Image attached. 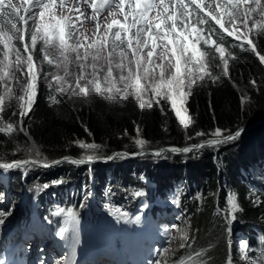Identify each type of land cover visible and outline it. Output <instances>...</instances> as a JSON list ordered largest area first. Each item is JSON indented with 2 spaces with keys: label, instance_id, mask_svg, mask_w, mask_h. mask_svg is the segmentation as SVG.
<instances>
[{
  "label": "trees",
  "instance_id": "trees-1",
  "mask_svg": "<svg viewBox=\"0 0 264 264\" xmlns=\"http://www.w3.org/2000/svg\"><path fill=\"white\" fill-rule=\"evenodd\" d=\"M7 11L8 15L13 14L10 10ZM205 20L206 23L200 25L203 29L202 35L205 38L211 37L216 44H205L203 40L200 42V47L207 56V69L210 75L199 82L200 86H194L192 94L186 99L188 115L194 121L187 129L181 128L173 110L166 102L160 105L154 104L151 109L141 110L138 103L131 97L127 101L110 104L93 95L88 103L83 101L73 103L66 96L55 93V84L53 90L46 87L51 80V75L47 79L39 80L38 95L32 109L23 117V126L31 137L30 142L37 145L43 153L42 159L46 158L50 164L51 161L62 160L65 156L78 159L82 150L78 145L70 143L76 139L105 145V156L117 152L132 156L140 150L156 152L162 149H182L191 145L188 147L191 151L187 153L162 152L163 155L175 159V164L170 174H165L159 181H151L154 172L144 168L145 163L135 158L127 159V171L126 166L122 167L121 164L110 168L103 163L91 166V170H88L87 166L70 165L66 162L46 169L35 166L38 179H45L49 183L62 181L56 184L59 187L61 185V188L50 196L42 193L40 187L34 189L31 186L27 187L30 192V201L38 197V212L44 218L57 225H66L63 216L57 218L52 215L53 209L59 206L64 209H73L80 221L83 212L81 205L84 207L88 201L86 189L90 186L89 175L93 180L91 189L94 190L95 200L102 206L107 202L111 208L110 211L123 210L129 205H134L131 203L132 198H124L115 191L111 193L113 186L123 184L125 186L122 190L131 193L132 197H137L134 193L142 192L138 189L139 187L147 190V184H153L157 192L166 197L171 187L175 185L179 188L175 207L180 212L176 225H183L185 220L188 221L190 225L188 243L192 246L179 248V244L185 241L181 239L180 233L175 231L179 237L178 242L170 247L171 251L165 257L161 258L166 260L167 264H174V262L175 264H192L189 256H193V261L206 260L207 264H248L241 258L239 252L241 242L249 243L252 249L249 255L252 258L264 250V244L260 243V238L264 237V168L261 172L262 176L255 177H251L247 170L250 164L260 159L263 152L247 156V153L243 154L242 148L238 147L239 149L235 151L226 146V143L215 146L205 144L203 148L192 147L211 138L210 136L197 137L195 133L198 131L207 133L219 127L224 130V134L229 132L234 134L240 130V136L243 137L242 134L245 132L242 130L243 127L264 118V69L257 55L246 43L244 48L248 51L239 46L240 41L222 32L210 18ZM255 21L262 24L258 19ZM262 29L263 27L258 28V32L263 34L261 35L263 37ZM30 36L29 32L26 36L28 43ZM251 36L254 39L257 33L253 32ZM14 44L23 53L22 42L18 39L14 41ZM217 44L225 48L228 76L224 75L223 61L219 53L215 51ZM40 47L41 43L38 42L32 52L37 60L41 58ZM0 59H2L1 47ZM41 69L43 73L63 72L46 61L41 65ZM250 79H256V87L248 83ZM12 84L16 95H21L19 86ZM244 85L249 89L247 91L249 100L242 110L238 87ZM50 95H54L61 102L57 104L50 100ZM20 111V102L17 100L11 107H6L5 111L0 113L2 117L0 126L11 122L17 129L12 136L0 133V154H4L7 159L21 158L23 153L12 156V152L16 144L22 145L28 141V137L18 131ZM13 112L16 113L15 116ZM261 127L263 128L264 124ZM137 128L139 137L148 142L144 149H138L134 144L133 138L137 136ZM260 137L262 136L256 137L257 143H260ZM261 141L260 144H264V141ZM140 158L149 160L152 156L144 154ZM153 168L157 167L154 165L151 169ZM19 170L15 169L17 176H20L19 181L29 183L32 180L31 173L24 177ZM142 171L144 174H139ZM128 180H130L128 184H131L133 180L134 185L126 186ZM19 181H15L10 176L9 188L16 194L15 202L20 199L16 191ZM29 184H32L31 181ZM77 186L85 189L80 196L77 195ZM37 192H39L38 196H36ZM147 193L151 195V191ZM253 193L258 196L255 202ZM233 194L240 207V211L235 213L240 224L232 223L231 217L227 214L228 197ZM0 199L1 205L4 199L3 197ZM77 204L80 210H76ZM6 206H3V211H6ZM10 215L11 217L8 215L5 218L4 223L21 216V211L13 209ZM198 251L202 254L200 257H195L194 253Z\"/></svg>",
  "mask_w": 264,
  "mask_h": 264
},
{
  "label": "snow or ice",
  "instance_id": "snow-or-ice-1",
  "mask_svg": "<svg viewBox=\"0 0 264 264\" xmlns=\"http://www.w3.org/2000/svg\"><path fill=\"white\" fill-rule=\"evenodd\" d=\"M82 2L90 4L92 19H96L106 7L114 6L118 11H109L108 15L114 18L103 27L98 22L93 36L89 38L79 32V28L83 27V20L88 17L76 3L68 8L66 0H59L60 11L57 13L55 11L57 0H22L24 15L18 16L22 27H18L17 22L6 20L11 23V29L14 32L0 30V44L3 45L2 59H0V84L4 88L3 94H0V113L18 100L21 109L18 131L28 137V141L24 144H16L12 152V156L23 153L21 158L7 159L4 154H0V170L7 172L36 165L44 168L50 167L49 161L46 158L42 159L43 153L39 147L30 142L31 137L23 126V117L32 109L38 95V80L47 79L49 75H51V80L48 81L46 87L53 90L55 84V93L66 96L73 103L77 101L88 103L93 95L110 104L121 103L131 97L137 101L138 107L144 110L145 108L151 109L153 101L159 104V99L166 98L180 125L187 129L194 121L190 115H187V109L183 105L186 98L192 94L193 87L200 86L199 82L204 81L205 76L210 75L206 66V53L199 47V44L202 40L205 44H216L211 37L205 38L202 35V28L188 20V17L193 14L197 15V22L200 25L206 23L205 17L210 18L222 32L239 40V46L245 51H248L244 48V44L247 43L251 51L258 56L260 63L264 64V55L257 52L255 44L249 39V32L252 28H262L264 25L255 22L252 28H249L248 23L253 14L264 17V0H211L215 3L214 9L211 7V2L206 7L205 0H82ZM246 5L252 6L245 7ZM66 8L69 14H65ZM7 10L18 14L20 6L13 0H0V14L7 17ZM199 13H203V16H199ZM72 14H76L75 20ZM117 16L123 19L115 18ZM30 27L34 30L31 31V44L29 45L26 42V36L29 34ZM14 33H19V40L23 43V53L13 43L16 39ZM38 41L42 42L40 51L43 54V61L62 69L63 74L43 73L32 54ZM215 51L219 53L223 61L224 75L228 76L225 48L217 44ZM101 60L104 63H101ZM72 66L78 71H72ZM17 72L26 77V83L20 82L16 76ZM214 79H219V77H214ZM12 82L19 86L21 95H16ZM248 83L253 87L257 86L256 79H250ZM149 92L151 98L148 96ZM49 99L57 104L61 102L54 95H50ZM248 100V94L244 92L240 97L242 110ZM161 111L163 112V107ZM15 115L16 113L13 112V116ZM16 130L11 122L0 126V133L7 136H12ZM195 135L211 137L204 143L193 145L194 148H203L205 144L215 146L233 141L240 135V130L234 134L231 132L224 134V130L216 127L207 133L198 131ZM188 138L192 139V137ZM133 139L138 149H144L148 143L139 137L138 128L137 136ZM70 143L78 145L82 150L78 159L63 157L65 161L72 164L90 163L99 159L111 160L114 157L128 155V153L117 152L105 156L106 146L95 142L76 139ZM162 151H156L153 154L159 157ZM171 151L187 153L191 149L185 147L171 149ZM59 163H61L60 160L51 161V164ZM61 182L57 180L53 183ZM43 187L47 188L48 185L44 184ZM134 195L139 197L144 193L137 191ZM177 199L174 198L173 203H176ZM227 204V214L234 220L235 213L240 211L234 194L228 197ZM105 207L109 208V205L106 204ZM114 213L117 222L139 223L140 221V216L130 218L120 209H114ZM10 214L11 210L0 211V225L4 224L5 218ZM52 215L63 216L66 224L73 225V230L79 223L71 208H59ZM189 228L187 220L183 225L174 226V230L179 232L181 239L185 241L179 244L181 249L192 246L188 243ZM67 231L65 227L56 235L68 240L69 237L65 234ZM169 232V229H164L165 234ZM176 238L174 235H168L166 243L170 245ZM78 242V238L75 237L71 240L73 254ZM260 243L264 244V237L260 238ZM170 251V247L159 249L156 256L165 257ZM239 252L241 258L248 264H264V250L252 258L249 255L252 252L249 243L241 242ZM201 254L198 251L194 253V256L200 257ZM189 261H192V264H207V261L203 259L193 261V256H189ZM0 264H3L2 260ZM56 264H72L71 257L64 261H56ZM148 264H167V261L158 258L148 261Z\"/></svg>",
  "mask_w": 264,
  "mask_h": 264
},
{
  "label": "rangeland",
  "instance_id": "rangeland-1",
  "mask_svg": "<svg viewBox=\"0 0 264 264\" xmlns=\"http://www.w3.org/2000/svg\"><path fill=\"white\" fill-rule=\"evenodd\" d=\"M13 2L15 3V4H17L18 6H20V12L17 14V13H14V12H12L13 14H10V15H8L7 17H5V15H3V14H0V30H3V31H13L14 32V30H12L11 29V23L10 22H6V20L7 21H11V22H17V26L18 27H22V24L19 22V20H18V16L19 15H24V11H23V8H24V5L22 4V0H13ZM211 2V0H205V6L207 7L208 5H209V3ZM74 3H76L77 4V6H79L80 7V9H81V11L82 12H84L85 13V15L88 17L87 19H84L83 20V27H80L79 28V32L80 33H83L84 35H87L89 38H91L92 36H93V34H94V32H95V29H96V24L99 22L100 24H101V26L103 27V26H105L107 23H109V22H111V20L114 18V17H111V16H109L108 15V12L109 11H118V10H116L115 8H114V6L112 7V8H108V7H106L104 10H102L100 13H99V15L97 16V18L96 19H92L91 17H92V9H91V7H90V4H88V3H83L82 2V0H66V4H67V7L68 8H70V7H72L73 6V4ZM252 5H246L245 7H251ZM193 7H195L194 5H193ZM211 7L214 9V7H215V3L214 2H211ZM11 11V10H10ZM38 11V10H37ZM55 11L57 12V13H59V11H60V9H59V0H57V7H56V9H55ZM199 10H197V12H198ZM65 14H69L68 12H67V8L65 9ZM73 15V19L75 20V15L76 14H72ZM199 16H203V13H199ZM115 18H119V19H123V17H119V16H117V17H115ZM206 18H208V17H205L204 19H206ZM255 19H258V20H260L261 22H262V25H264V17H261L259 14H253V16H252V18L251 19H249V28H252V25H253V23H255L256 21H255ZM188 20L191 22V23H195L196 24V26L197 27H199L200 28V24H198V17H197V15L196 14H193L192 16H190V17H188ZM214 22V21H213ZM215 23V22H214ZM216 24V23H215ZM30 25H31V22H30ZM217 25V24H216ZM230 26V25H229ZM242 27V26H241ZM32 30H34V28H32V27H30V29H29V32L31 33V31ZM243 30V29H242ZM262 31H264V27H263V29H262ZM253 32H255V33H257V36H255V38L253 39L252 38V34H253ZM251 34V35H250ZM14 35L16 36V39L15 40H18L19 39V33H14ZM261 35H263V34H261L260 32H258V28H252V31L251 32H249V39L253 42V44H255V46H256V49H257V52H259L260 53V55H264V36L262 37ZM14 40V41H15ZM14 41H13V43H14ZM239 41V40H238ZM39 42V41H38ZM41 43V47H42V42H40ZM31 44V39H29V45ZM15 45V44H14ZM22 45H23V43H22ZM246 45L249 47V45L246 43ZM0 47L2 48V53H3V45L2 44H0ZM40 47V48H41ZM199 47H200V44H199ZM201 48V47H200ZM22 49H23V46H22ZM35 49H33L32 50V52L34 51ZM251 50V49H250ZM39 51H40V49H39ZM159 51V50H158ZM40 54H41V58L39 59V60H37L35 57H34V55H33V57H34V59L38 62V64L40 65V67H41V65L45 62V61H43V54H42V52L40 51ZM254 54H256V53H254ZM26 55V54H25ZM258 57V56H257ZM13 59H14V57H13ZM205 59H206V66H208V61H207V56L205 57ZM259 59V58H258ZM260 61V60H259ZM101 63H104V61L103 60H101ZM262 66H263V69H264V64H261ZM59 70H62V69H59ZM71 70L72 71H78V69H76L74 66H72V68H71ZM55 74H63V72L62 73H60L59 71H56L55 72ZM20 74H19V72H17L16 73V76L19 78V80H20V82L21 83H26V77L25 76H19ZM73 80H74V78H72ZM40 80V79H39ZM39 80H38V82H37V84H39ZM12 83H15V82H12ZM239 88V90H240V94L242 95L244 92H247L249 89L244 85V86H239L238 87ZM3 92H4V88H3V85L2 84H0V94H3ZM248 93V92H247ZM148 96H149V98H151V93L149 92V94H148ZM159 99V98H158ZM187 99V98H186ZM137 102V101H136ZM163 102H166V103H168L169 104V106L171 107V104L167 101V99L166 98H164V99H159V104H157V103H155V101H153V105L154 104H157V105H160L161 103H163ZM185 103H186V101H185ZM183 107L184 108H186V106H185V104L183 105ZM172 109V108H171ZM174 112V111H173ZM175 114V113H174ZM187 115H188V112H187ZM178 120V119H177ZM178 123H179V121H178ZM179 125H180V123H179ZM181 126V125H180ZM262 125H259V126H257L255 129H252V130H244L245 132L242 134L243 135V137L242 136H240L241 135V133H240V135L238 136L239 138H235L233 141H229V142H227L226 143V146H228L230 149H234L235 151H237L239 148H242L243 149V151H244V153L243 154H246L247 153V156H248V154H260V153H262L263 152V155H264V144H260L262 141L261 140H263L264 141V127L262 128L261 127ZM181 128L182 129H184L182 126H181ZM262 129V130H261ZM243 130V129H242ZM261 133V134H260ZM258 135H261L262 137H260V139H259V141H260V143H257V140H256V137L258 136ZM189 146H191V145H189ZM239 147V148H238ZM247 149H249V150H247ZM143 150H140L137 154H134V155H132V156H138V157H136L135 159H138L140 162L141 161H143L142 163H145L144 164V168H146L147 170H151V172H154L153 173V175L151 176L152 177V180L151 181H155V180H160L165 174H170V172H171V168H172V166L175 164V162H174V160L175 159H173L172 157H167V156H165V155H163L162 153H161V155L159 156V157H157V156H153V155H151L152 156V158L151 159H149V160H146V159H142V158H140V156H142V155H144V154H139V153H141ZM242 154V155H243ZM126 159V160H125ZM127 159H134V158H128L126 155L125 156H122V157H119V158H113V159H111V160H108V159H102V160H108L107 162H103V164H107L110 168L111 167H113V166H115V165H118V164H121V166L122 167H124V166H126V171L128 170V167H127ZM64 162H66V163H68V164H70V165H74V164H72V163H69L68 161H64ZM98 163H100V162H97V163H94V164H86V165H84L83 164V166H87V168H88V170H91L92 169V167L91 166H93V165H95V164H98ZM75 165H80V164H75ZM147 165H148V167H147ZM156 166L157 168H153V169H151V167H153V166ZM36 167H38L37 165H36ZM263 168L264 167H262L261 168V170H263ZM21 169H22V171H23V173H24V177L27 175V174H29V173H31V178H32V180H30L31 181V183L32 184H29L30 183V181H29V183H24V182H22V181H19V177L17 176L18 174H17V171H15V169H12V170H8L7 172H5V171H3V170H0L1 172H4L5 174H7L8 173V176L10 177H12V178H14L15 179V181H19V183L20 184H18V186H17V193L19 194V201L18 202H15L14 201V198H15V192L11 189V188H8V191H7V193H8V203H7V206H6V211L7 210H11V212L13 211V209H14V211L15 210H19L20 209V207H22V199H25V196H27V200H28V193H30L29 191H28V188H30V186L34 189V188H38V187H40L41 189H42V193H44L46 196H50V195H52V193H56L57 191H58V188H61V185H60V187L58 186V185H56V183H49V182H47V181H45V179L44 180H42V179H38V176H37V174L35 173L36 172V168H35V166H30V167H28L27 169H25V168H20V170L19 171H21ZM261 170L258 172V174L259 175H261L262 173H261ZM132 172H135V171H132ZM139 174H141V175H143L144 174V172L142 171V172H140ZM257 174V175H258ZM21 175V177H22V174H20ZM136 176V175H135ZM262 176V175H261ZM252 177V176H251ZM255 177V176H254ZM132 179L135 181V179H134V177H132ZM132 180V181H133ZM32 181H34V182H32ZM129 181L130 180H128L127 181V184H126V186L127 185H134V182H130L131 184H128L129 183ZM83 183V182H82ZM44 184H47L48 185V187L47 188H44L43 187V185ZM24 186V187H23ZM125 185H121V184H119V185H116V186H113L112 187V190H110V192L112 193L113 191H115V192H117V194L118 195H120V196H123L124 198H132V194L131 193H128V192H125L124 190H122V188L124 187ZM28 187V188H27ZM78 187V186H77ZM90 187V186H89ZM14 188H16V185H14ZM119 188V189H118ZM24 189H26V191H27V193L24 195ZM87 191V194H88V188L86 189ZM84 191H85V189H81V188H79L78 187V189H77V195L78 196H80L81 194H83L84 193ZM1 196H0V198H2L3 197V199H4V194L3 193H1L0 194ZM39 195V192H37L36 193V196H38ZM252 196H253V198H254V201L255 200H257V195L256 194H252ZM24 197V198H23ZM38 197H36L35 198V200L37 201L38 199H37ZM90 198V197H89ZM88 199V198H87ZM1 200V199H0ZM3 202H4V200H3ZM1 203V205H0V211H3V206L5 205V203ZM106 204H108L107 202H105L104 203V205L102 206L103 207V209L104 210H110L111 208H106L105 207V205ZM77 205H79V204H77ZM102 207H99L98 208V211L100 212L101 211V208ZM109 213H111V211L109 212ZM10 217H11V215H9ZM11 220H13V219H10V221ZM230 221L232 222V223H235V224H240V220H239V218L235 215V219H234V222H233V219L231 218L230 219ZM5 224H3L2 226H4ZM172 235H174V236H176L177 238H176V240L175 241H173L170 245H168L167 247H171L173 244H176L177 242H178V240H179V237H178V235L175 233V232H173V234ZM161 259V258H160Z\"/></svg>",
  "mask_w": 264,
  "mask_h": 264
},
{
  "label": "water",
  "instance_id": "water-1",
  "mask_svg": "<svg viewBox=\"0 0 264 264\" xmlns=\"http://www.w3.org/2000/svg\"><path fill=\"white\" fill-rule=\"evenodd\" d=\"M264 124V118H261V119H259L258 121H256V122H254L253 124H250V125H248L247 127H243V129L245 130H252V129H255L257 126H259V125H263ZM201 143H204V141H201V142H199V143H197V144H201ZM185 147H189V146H185ZM184 147V148H185ZM183 149V148H182ZM163 151H168V152H173V151H171V150H167V149H162ZM162 151V152H163ZM176 152H182V151H176ZM142 153L143 154H152V152H149V151H147V150H143L142 151ZM155 156V155H154ZM136 157H138V156H133V157H130V158H136ZM72 159H74V158H72ZM61 162H63L64 160H60ZM108 160H102V159H99V160H95V161H92V162H90V163H97V162H107ZM87 164V163H86ZM52 165H55V164H52Z\"/></svg>",
  "mask_w": 264,
  "mask_h": 264
},
{
  "label": "clouds",
  "instance_id": "clouds-1",
  "mask_svg": "<svg viewBox=\"0 0 264 264\" xmlns=\"http://www.w3.org/2000/svg\"><path fill=\"white\" fill-rule=\"evenodd\" d=\"M184 148V147H183Z\"/></svg>",
  "mask_w": 264,
  "mask_h": 264
}]
</instances>
